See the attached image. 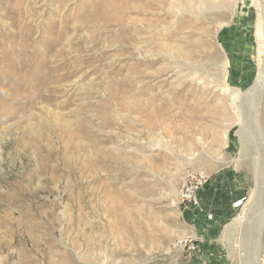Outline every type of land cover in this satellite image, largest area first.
I'll use <instances>...</instances> for the list:
<instances>
[{"label": "rangeland", "instance_id": "1", "mask_svg": "<svg viewBox=\"0 0 264 264\" xmlns=\"http://www.w3.org/2000/svg\"><path fill=\"white\" fill-rule=\"evenodd\" d=\"M263 65L264 0H0V262L197 264L200 207L178 202L193 169L237 176L241 206L214 220L221 264H244L264 95L256 139L232 97Z\"/></svg>", "mask_w": 264, "mask_h": 264}, {"label": "crops", "instance_id": "2", "mask_svg": "<svg viewBox=\"0 0 264 264\" xmlns=\"http://www.w3.org/2000/svg\"><path fill=\"white\" fill-rule=\"evenodd\" d=\"M264 129V128H263ZM239 180L235 177H229L226 175H216L211 178L210 188L204 191L201 195L200 208H199V221L197 224L199 233L204 235L206 239L205 242L202 243V247L196 255L195 263L197 264H212L214 261H218L219 264L224 263L226 261L221 251V243L219 241L222 233L219 232L218 220L223 216L226 218H231L235 214L234 204L245 196H241L239 192L240 184H238ZM225 186L224 193H221L226 197V199L220 200L218 199L220 194L217 192L220 186ZM234 186L233 189L229 191V188ZM212 200H216V203L212 204ZM224 205L223 207L221 205ZM212 214V219H208V215ZM214 216L218 218V220H214ZM235 223H229L226 227V232H233ZM228 261V257L226 256Z\"/></svg>", "mask_w": 264, "mask_h": 264}, {"label": "bare ground", "instance_id": "3", "mask_svg": "<svg viewBox=\"0 0 264 264\" xmlns=\"http://www.w3.org/2000/svg\"><path fill=\"white\" fill-rule=\"evenodd\" d=\"M262 3V2H261ZM65 78V77H64ZM263 95H264V65L262 66V69L256 79V82L253 84L252 87H250L247 91L245 92H241V93H238V96H233L232 97V104L235 106L236 110L235 111L239 116H240V121L244 123L243 121V116H242V113H241V110H240V107L238 105V97H241L242 99V104L241 105H244L246 106V104H244V102H246L244 99L245 98H248L249 102H250V105H251V111H252V137L253 139H256L257 137V134L259 132V122L257 121V117L259 116L260 114V106H261V102H262V98H263ZM248 103V102H246ZM257 146V145H256ZM259 147V145H258ZM262 152V149L259 150ZM262 169V168H261ZM264 172V171H263ZM259 196H261V200H262V196H264V184L262 183L259 187ZM261 205L258 206L259 209L261 208V211L264 212V201L262 202H259ZM257 210V209H255ZM247 211V210H246ZM260 211V212H261ZM262 214V213H261ZM247 216L245 213L241 214L238 219L240 220V222L242 223H246L247 221ZM250 220V219H248ZM254 219H252V223L250 224L249 222L246 223L247 224V230L245 232V249H244V252L241 254V256L243 257V261H244V264H249L248 263V260H249V253H251V250L253 248V252L254 254L258 253L260 254L259 258H260V263H256V264H264V261L262 263V260L261 258L263 257L264 255V252H262V244H263V239H264V217L263 215L262 216H259L255 219L256 221V225L254 224ZM256 227V228H254ZM1 240H0V248L2 249H5V247L9 244L7 241V237L3 235V237L1 236L0 237ZM255 249L256 250V253H255ZM2 264V262H0Z\"/></svg>", "mask_w": 264, "mask_h": 264}, {"label": "built area", "instance_id": "4", "mask_svg": "<svg viewBox=\"0 0 264 264\" xmlns=\"http://www.w3.org/2000/svg\"><path fill=\"white\" fill-rule=\"evenodd\" d=\"M211 178L209 175L204 172L189 169L186 171L181 183L179 193H178V202L180 205H189L196 208L200 207L201 194L205 191V188L210 186ZM243 202V199L236 202L234 207H240ZM212 214L208 215V219H212ZM188 245L189 249L192 252L198 251V243L193 241V239H184L177 242V246Z\"/></svg>", "mask_w": 264, "mask_h": 264}]
</instances>
